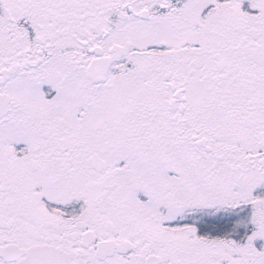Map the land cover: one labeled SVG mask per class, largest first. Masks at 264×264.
Masks as SVG:
<instances>
[{
	"label": "snow or ice",
	"instance_id": "1",
	"mask_svg": "<svg viewBox=\"0 0 264 264\" xmlns=\"http://www.w3.org/2000/svg\"><path fill=\"white\" fill-rule=\"evenodd\" d=\"M0 264H264V0H0Z\"/></svg>",
	"mask_w": 264,
	"mask_h": 264
}]
</instances>
